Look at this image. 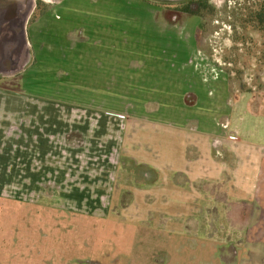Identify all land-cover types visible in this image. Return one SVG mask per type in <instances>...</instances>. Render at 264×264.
Returning a JSON list of instances; mask_svg holds the SVG:
<instances>
[{
    "label": "rangeland",
    "instance_id": "374dc122",
    "mask_svg": "<svg viewBox=\"0 0 264 264\" xmlns=\"http://www.w3.org/2000/svg\"><path fill=\"white\" fill-rule=\"evenodd\" d=\"M49 1L0 77V264H264V0Z\"/></svg>",
    "mask_w": 264,
    "mask_h": 264
},
{
    "label": "water",
    "instance_id": "95a60500",
    "mask_svg": "<svg viewBox=\"0 0 264 264\" xmlns=\"http://www.w3.org/2000/svg\"><path fill=\"white\" fill-rule=\"evenodd\" d=\"M33 7L34 0H0V77L15 76L33 61L26 32Z\"/></svg>",
    "mask_w": 264,
    "mask_h": 264
},
{
    "label": "crops",
    "instance_id": "0c3cea01",
    "mask_svg": "<svg viewBox=\"0 0 264 264\" xmlns=\"http://www.w3.org/2000/svg\"><path fill=\"white\" fill-rule=\"evenodd\" d=\"M149 105H150V103H146L144 106H143V110H144V113H146L147 115H149V117H152V119L155 117L154 115H158V114H160V112H161V107H158L159 106V104L156 102L155 104H154V108H150L149 107ZM4 108H6V107H4ZM134 107H131V110L133 109ZM167 108L168 107H163V113H165V111L167 110ZM196 109H200L199 107H195ZM166 109V110H165ZM127 113L129 112V109H127V111H126ZM162 113V114H163ZM125 115H127L126 113H124ZM123 113H121V114H119V115H124ZM162 114H160V115H162ZM128 116V115H127ZM159 116V115H158ZM156 120V119H155ZM128 122H129V120H127ZM149 121H154V120H149ZM140 122V121H139ZM199 122V121H198ZM141 123V122H140ZM204 124V122H202V121H200L199 123H198V126H196L194 129H191V131H194V132H196V131H200V125L202 126ZM121 127H125L124 126V123L122 124L121 123ZM217 139H220V138H215L214 139V141H213V144H214V142H215V140H217ZM197 153V152H196ZM188 157V156H187ZM195 157H197V156H195ZM188 158H190V157H188ZM171 177H170V179L172 180V183L173 184H175L174 183V179H176L177 181H180L181 183H183V184H190L189 182H190V178H189V176H188V173L186 172V173H184V172H177V173H175V175H174V177H173V175H170ZM182 176H184V177H186V179L184 180V181H181V177ZM208 176H210V175H208ZM209 178V177H208ZM179 182V183H180ZM180 183V184H181ZM195 183H192V186L194 185ZM175 185H177V184H175ZM176 190H179L178 188L176 189ZM204 191H210L209 189H205ZM226 191H228L229 192V190H226ZM211 192V191H210ZM227 200V199H226ZM225 200V201H226ZM251 200H245V199H239L238 201H232L231 202V204H230V206H234V205H236V204H245V203H248V202H250ZM234 202V203H233ZM225 207H228V205L226 206V205H224Z\"/></svg>",
    "mask_w": 264,
    "mask_h": 264
},
{
    "label": "flooded vegetation",
    "instance_id": "af4514ba",
    "mask_svg": "<svg viewBox=\"0 0 264 264\" xmlns=\"http://www.w3.org/2000/svg\"><path fill=\"white\" fill-rule=\"evenodd\" d=\"M40 1L44 2L43 0H40ZM182 2H185L181 4L182 6H177V5L166 6L164 9L170 12H175V13H179L182 15L184 14L185 15H197L195 14L196 12L198 13L199 11H202L204 9L208 12L211 11V8L208 7L209 6L208 4L212 3V0H182ZM39 4H41L39 0H34V7H33L31 15H33L34 12L37 11ZM192 10H197V11H192Z\"/></svg>",
    "mask_w": 264,
    "mask_h": 264
},
{
    "label": "bare ground",
    "instance_id": "6f19581e",
    "mask_svg": "<svg viewBox=\"0 0 264 264\" xmlns=\"http://www.w3.org/2000/svg\"><path fill=\"white\" fill-rule=\"evenodd\" d=\"M45 2H49V0H44Z\"/></svg>",
    "mask_w": 264,
    "mask_h": 264
}]
</instances>
